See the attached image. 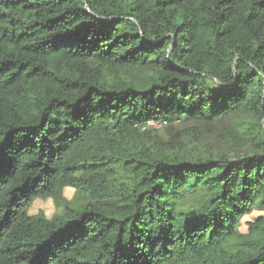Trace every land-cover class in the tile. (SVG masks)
<instances>
[{
	"label": "trees",
	"instance_id": "16d2710c",
	"mask_svg": "<svg viewBox=\"0 0 264 264\" xmlns=\"http://www.w3.org/2000/svg\"><path fill=\"white\" fill-rule=\"evenodd\" d=\"M0 264H264V0H0Z\"/></svg>",
	"mask_w": 264,
	"mask_h": 264
},
{
	"label": "rangeland",
	"instance_id": "374dc122",
	"mask_svg": "<svg viewBox=\"0 0 264 264\" xmlns=\"http://www.w3.org/2000/svg\"><path fill=\"white\" fill-rule=\"evenodd\" d=\"M105 145L115 154L122 153V149L115 144L107 142ZM64 195L66 198L71 199L74 195V191L66 190ZM40 212H44L48 216L54 215L56 212L54 202L51 200L50 201L37 200L34 203L33 207L31 208L30 213L33 215V214H38Z\"/></svg>",
	"mask_w": 264,
	"mask_h": 264
}]
</instances>
